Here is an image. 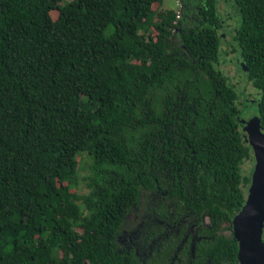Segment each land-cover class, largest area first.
I'll list each match as a JSON object with an SVG mask.
<instances>
[{
    "label": "trees",
    "instance_id": "16d2710c",
    "mask_svg": "<svg viewBox=\"0 0 264 264\" xmlns=\"http://www.w3.org/2000/svg\"><path fill=\"white\" fill-rule=\"evenodd\" d=\"M225 1L264 131V0ZM178 2L0 0V264H144L115 248L136 210L221 228L204 264H237L251 101L219 67L218 0Z\"/></svg>",
    "mask_w": 264,
    "mask_h": 264
},
{
    "label": "rangeland",
    "instance_id": "374dc122",
    "mask_svg": "<svg viewBox=\"0 0 264 264\" xmlns=\"http://www.w3.org/2000/svg\"><path fill=\"white\" fill-rule=\"evenodd\" d=\"M178 6V0H162V3L158 5V9L175 10ZM229 6L230 4L228 5V2L225 0H218V8L223 14V24L227 29L220 30L224 38L222 48L228 51L227 54L222 53L220 55L219 67L236 83L237 89L240 91L241 99L245 97L246 100L251 101L247 104H243V120L248 122L251 119L256 120L258 118L256 102L253 101L258 96V92L253 84L248 81L245 75L238 69L237 56H235L236 53L231 51L232 47L229 42H231L233 38L228 32V29L230 25H234L237 20L240 21V12L234 7L231 8V6ZM231 14L232 17L230 18ZM52 15H55V13ZM80 162L81 167L79 169L76 189L79 193H86L89 188L85 184L84 176L89 174L91 161L88 157L82 156ZM253 165V156H250L244 161L243 168L249 169L252 168ZM170 228V230L166 229V227H163L161 224L153 222L147 217L137 216L133 211H130L125 216L116 233V251L123 247L122 241L125 235L133 233L136 243L139 245V249L147 251L144 264H204V262H206V257L204 258L202 251L208 248L217 236L222 233L221 228L217 229L216 226L208 225H189L188 227L183 224L178 228ZM119 238H121V240ZM197 251L200 252L198 256L202 258V261L197 260V262H194Z\"/></svg>",
    "mask_w": 264,
    "mask_h": 264
},
{
    "label": "water",
    "instance_id": "95a60500",
    "mask_svg": "<svg viewBox=\"0 0 264 264\" xmlns=\"http://www.w3.org/2000/svg\"><path fill=\"white\" fill-rule=\"evenodd\" d=\"M243 122L254 165L245 201L232 218V231L238 242L237 264H264V131L258 118Z\"/></svg>",
    "mask_w": 264,
    "mask_h": 264
},
{
    "label": "flooded vegetation",
    "instance_id": "af4514ba",
    "mask_svg": "<svg viewBox=\"0 0 264 264\" xmlns=\"http://www.w3.org/2000/svg\"><path fill=\"white\" fill-rule=\"evenodd\" d=\"M134 213L137 216L147 217V216H145V214L137 213V210L134 211ZM147 218L151 219L153 222L161 224L163 227H166V229H169V230L171 229L170 227H172V229L176 228V227L178 228L183 224L187 225L188 227H189V225L190 226H200L203 224V223L198 224L197 219L194 217H191V216L182 217L180 220H178L177 222H175L173 224H170L163 219H159L156 216H148ZM133 235H134L133 233L125 235V238L122 241L123 247L119 248L118 252H123V251L129 252L130 250H133L136 255L141 257V259L143 260V263H145L144 260L147 256V251H145L144 249H139V247H138L139 245L136 243V240H135ZM119 239L121 240V238H119Z\"/></svg>",
    "mask_w": 264,
    "mask_h": 264
}]
</instances>
